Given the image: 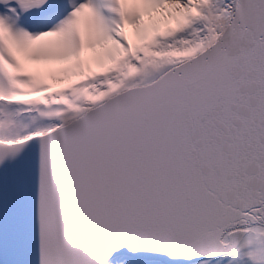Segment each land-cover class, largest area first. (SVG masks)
<instances>
[{
	"label": "snow or ice",
	"instance_id": "obj_1",
	"mask_svg": "<svg viewBox=\"0 0 264 264\" xmlns=\"http://www.w3.org/2000/svg\"><path fill=\"white\" fill-rule=\"evenodd\" d=\"M0 264H264V0H0Z\"/></svg>",
	"mask_w": 264,
	"mask_h": 264
}]
</instances>
